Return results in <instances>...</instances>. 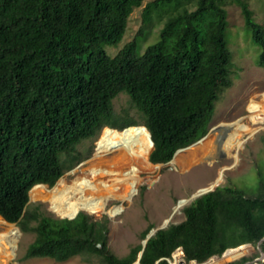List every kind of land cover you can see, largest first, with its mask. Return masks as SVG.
I'll use <instances>...</instances> for the list:
<instances>
[{
	"label": "trees",
	"instance_id": "1",
	"mask_svg": "<svg viewBox=\"0 0 264 264\" xmlns=\"http://www.w3.org/2000/svg\"><path fill=\"white\" fill-rule=\"evenodd\" d=\"M144 0H0V215L36 233L23 259L97 257L101 264H133L143 243L124 256L108 246V226L80 212L74 218L28 206L39 182L54 185L78 145L103 125L136 123L117 114L127 92L155 142L151 160L172 159L208 131L222 94L237 75L228 36L227 6L242 8L245 29L264 66V26L250 0H151L143 27L115 55L129 18ZM163 24L146 47L152 26ZM185 220L151 236L141 264H170L183 246L204 261L243 243L264 252V181L256 194L220 185L184 207ZM153 226L148 227L146 238ZM245 260V259H244ZM242 260L228 264H240Z\"/></svg>",
	"mask_w": 264,
	"mask_h": 264
},
{
	"label": "rangeland",
	"instance_id": "2",
	"mask_svg": "<svg viewBox=\"0 0 264 264\" xmlns=\"http://www.w3.org/2000/svg\"><path fill=\"white\" fill-rule=\"evenodd\" d=\"M149 1L151 0H144L142 6L133 11L123 41L117 47H110L109 53L115 55L126 43L139 34L143 27V8ZM227 8L228 36L232 42L234 70L237 71V75L233 79V85L224 91L221 100L218 101L215 114L209 122V128L224 125L229 126L228 132H231L234 128L239 127L238 123L241 122L251 126L253 131H245L241 147H236L230 154L224 150L227 153L225 157L205 159L206 156L216 153L209 154L210 150H207L185 166H180V164L161 165L162 167L152 172L141 173L143 180L138 185V190L129 199L122 201L111 198L106 210L102 213L80 210L93 220H106L108 246L118 256L127 255L132 247L143 243L145 240L143 233L148 227L157 228L164 224L180 223L185 220L184 207L193 201H191L193 194L198 193L199 190L220 182V185L242 189L246 194L252 195L258 193L261 182L264 181V121H252L250 117L252 112L249 110L252 100L263 103L264 66H259L256 63L258 47L254 45L251 34L245 29L242 8L236 3L229 4ZM250 8L254 11L255 20L264 26V0H250ZM162 25L161 23L152 26V31L147 40L143 42V47L156 39ZM114 108L117 114L121 115L127 112L128 116L143 124L142 113L131 102L128 93L122 92L114 99ZM106 127L102 126L93 137L78 145L77 158L67 163L64 173L52 187L62 178L71 184L78 177L85 176L89 172L87 168L96 154L97 143ZM216 132L218 131L216 130ZM215 133L209 135L216 137ZM226 167L228 169H225ZM220 177L221 179H219ZM179 200H186L185 206L179 207ZM29 203L30 207L39 205L41 211L47 215L62 217L52 209L47 198L33 199L31 197ZM120 204L123 205L122 210L117 215H111L110 209ZM1 218L3 217L0 216ZM167 220H169L168 223ZM11 224L19 229V235L14 256L9 264H101L97 257L87 260L79 255L66 261H57L49 257L21 260L25 257L30 244L35 240L36 233L21 230L17 223ZM245 248L246 246L238 247L239 251H243L240 256L246 252L248 259L255 258V256L264 259L260 243ZM225 259H228L227 255ZM229 259L233 260V258ZM218 260L222 261L220 257Z\"/></svg>",
	"mask_w": 264,
	"mask_h": 264
},
{
	"label": "bare ground",
	"instance_id": "3",
	"mask_svg": "<svg viewBox=\"0 0 264 264\" xmlns=\"http://www.w3.org/2000/svg\"><path fill=\"white\" fill-rule=\"evenodd\" d=\"M249 110L252 112L250 116L252 121H264V100L263 103L252 100ZM238 126L231 132H228V126L224 138L221 136L222 132L220 134L216 132V137L210 135L180 151L174 158L173 165L185 166L207 150H210L209 154L216 152L218 148L216 140L219 135L223 150L230 154L233 149L242 146L245 131H253V128L245 123L240 122ZM151 151L150 132L145 126H130L122 130L106 127L97 143L96 154L87 168L89 172L85 176L78 177L71 184L62 178L52 188L43 184L36 185L31 190V197L47 198L52 209L60 216L72 217L80 210L102 213L111 198L125 201L138 190V185L143 180L141 173H149L162 167L150 161ZM214 185L216 184L212 186ZM185 203L186 200H181L179 206ZM122 206L121 204L113 206L109 213L117 215ZM18 235L17 227L4 218L0 219V264H9L14 256ZM242 253L243 251L236 248L229 249L226 255L228 258H234Z\"/></svg>",
	"mask_w": 264,
	"mask_h": 264
},
{
	"label": "clouds",
	"instance_id": "4",
	"mask_svg": "<svg viewBox=\"0 0 264 264\" xmlns=\"http://www.w3.org/2000/svg\"><path fill=\"white\" fill-rule=\"evenodd\" d=\"M122 93V92H121ZM125 93H127V92H125ZM218 103V102H217ZM217 105V104H216ZM215 110H216V108H215ZM126 113V112H125ZM214 114H215V112H214ZM214 114H213V116H214ZM130 117V116H129ZM213 118V117H212ZM212 120V119H211ZM141 125H143V126H145L146 128H148L146 125H145V123L143 122V124H140L139 123V121L137 120L136 121V123H134V124H130V125H128V126H125V127H123V128H116V127H111V126H109V125H103V126H107V127H111V128H114V129H119V130H122V129H125V128H127V127H130V126H141ZM208 127H210L209 125H208ZM211 129L212 128H208V131L204 134V135H202L201 137H199L197 140H195V141H193L192 143H190L189 145H187V146H185V147H181V148H183L181 151H183V150H185V149H187V148H189L190 146H192V145H194V144H197V143H199L200 141H202V140H204V139H206L208 136H210L209 134H211V133H215L216 132V130H214V131H211ZM148 130H149V132H150V134H151V136H150V138H151V141L153 140V138H152V133H151V131H150V129L148 128ZM219 132V131H218ZM217 132V133H218ZM218 134H220V132L218 133ZM154 141V140H153ZM216 142L218 143V148H217V151H216V153H214V155L213 156H206L205 157V159L207 158V159H216V157H225L226 155H227V153L223 150V148H222V146H223V143H221V138H220V135H219V137L217 138V140H216ZM154 147H155V142H154ZM154 147H152V151L154 150ZM181 148H179V149H181ZM178 150V149H177ZM152 151H151V153H152ZM224 152L225 153V155L224 156H219V153H221V152ZM177 152V151H176ZM175 152V153H176ZM180 152V151H179ZM178 152V153H179ZM175 153H174V156L172 157V159L171 160H169V161H167V162H158V163H155V162H153L152 160H151V158H150V161L153 163V164H160V165H169V166H171V165H173V162H174V158L176 157V155L178 154H176L175 155ZM150 156H151V154H150ZM168 162H171V163H168ZM225 169H228V167H226ZM61 177V176H60ZM59 177V178H60ZM57 182V181H56ZM55 182V183H56ZM41 184H43V185H47L48 187H52L53 185H50V184H48V183H45V182H39V183H36V184H34L32 187H31V189H30V191H29V201H28V206L30 207V199H31V197H30V195H31V190L36 186V185H41ZM220 182L217 184V185H215V188L213 189V190H215L218 186H220ZM209 188V187H208ZM202 190V189H201ZM213 190H210V191H213ZM200 191V190H199ZM210 191H208V192H210ZM208 192H206V193H208ZM206 193H204V194H206ZM196 194V193H195ZM204 194H202V195H204ZM194 195V194H193ZM202 195H200V196H198V197H196V198H191V201L193 200H196L197 198H199V197H201ZM193 197V196H192ZM180 201V200H179ZM178 201V202H179ZM192 201V202H193ZM191 202V203H192ZM190 203V204H191ZM37 206H39V205H37ZM179 206V205H178ZM185 206V205H184ZM187 206V205H186ZM40 207V206H39ZM180 207V206H179ZM40 211H41V209H40ZM41 212H43V211H41ZM44 213V212H43ZM78 213H80V211L78 212ZM78 213L76 214V216L78 215ZM45 214V213H44ZM0 216H2V215H0ZM75 216V217H76ZM3 217V216H2ZM4 218V217H3ZM60 218H69V216H67V217H60ZM74 218V217H73ZM5 219V218H4ZM6 220V219H5ZM6 221H8V220H6ZM169 221V220H168ZM9 222V221H8ZM9 223H17V222H9ZM168 223V222H167ZM18 224V223H17ZM19 225V224H18ZM169 225V224H168ZM168 225H166L165 227H167ZM20 226V225H19ZM165 227H163V228H165ZM21 228V227H20ZM154 228V227H153ZM152 229V228H151ZM161 229V228H160ZM22 230V229H21ZM150 232V231H149ZM148 232V233H149ZM147 237V236H146ZM240 246H246V248L245 249H247L248 247H252V246H254V244L252 245V243H243V244H240V245H238V246H236V247H229V248H227L222 254H214V255H212V256H210L209 258H207L206 260H204V261H198L197 259H187V256H186V252H185V260L186 261H197V262H199V263H202V262H206V261H208V260H214L215 261V264H228V263H231V262H234V261H238V260H243V259H245V258H247V259H245V260H243L242 261V263H240V264H260V262H261V264H264V259L262 260V258H259V257H257V256H255V258L254 257H251L250 259H248V257H247V255L248 254H246V252L242 255V256H240V257H237V258H233V260L232 259H225V257H226V252L229 250V249H233V248H238V247H240ZM183 249L184 250V248H183V246H179V247H177L173 252H172V254H171V256L170 257H166V259L169 261V263L170 264H172V262H173V258H174V254H175V252L178 250V249ZM185 251V250H184ZM261 252L262 253H264L263 251H262V249H261ZM139 255V254H138ZM216 256H218V257H220L221 259H222V261L221 262H219V260H218V257H216ZM228 257V256H227ZM264 258V257H263ZM225 259V260H224ZM254 259H256V260H254ZM254 260V261H253ZM259 260H261V261H259ZM137 261V260H136ZM136 261L134 262V263H136ZM255 261H257L256 263H255ZM263 262V263H262ZM133 263V264H134ZM181 264H183V262H181Z\"/></svg>",
	"mask_w": 264,
	"mask_h": 264
},
{
	"label": "water",
	"instance_id": "5",
	"mask_svg": "<svg viewBox=\"0 0 264 264\" xmlns=\"http://www.w3.org/2000/svg\"><path fill=\"white\" fill-rule=\"evenodd\" d=\"M227 127H228V126L220 125L219 127H213V128L211 129V131L217 130V131H219V132H222L223 134H221V136L223 137L225 131L227 130ZM150 136H151V134H150ZM223 138H224V137H223ZM152 147H154V141H153V140H152ZM182 149H183V148L178 149L177 152L175 153V155H176L179 151H181ZM224 155H225V153H224L223 151H222L221 153H219V156H224ZM168 163H171V162H168ZM214 188H215V185L212 186L211 188H204V189L200 190L198 193L194 194L193 197H192V199H193V198H196V197H198V196H200V195H202V194H204V193H206V192H208V191H210V190H213ZM75 216H76V214H75L74 216H72V217H69V218H73V217H75ZM166 222H168V220H167ZM165 226H166V224H164V225L161 226V227L152 228V229L150 230V232L147 234V237H146L145 240L143 241V249L140 251V253H139V255H138V259H137V261H136V264H141L140 259H141V256H142V253H143V250H144V248H145V246H146V244H147L149 238H150L151 236H153V235H154V234H155L160 228H163V227H165Z\"/></svg>",
	"mask_w": 264,
	"mask_h": 264
},
{
	"label": "built area",
	"instance_id": "6",
	"mask_svg": "<svg viewBox=\"0 0 264 264\" xmlns=\"http://www.w3.org/2000/svg\"><path fill=\"white\" fill-rule=\"evenodd\" d=\"M173 262L172 264H181V262H183V264H215V261L212 259V260H208L206 262H202V263H199L197 261H186L185 260V251L183 249H178L175 254H174V258H173Z\"/></svg>",
	"mask_w": 264,
	"mask_h": 264
},
{
	"label": "crops",
	"instance_id": "7",
	"mask_svg": "<svg viewBox=\"0 0 264 264\" xmlns=\"http://www.w3.org/2000/svg\"><path fill=\"white\" fill-rule=\"evenodd\" d=\"M208 156H210V155H208Z\"/></svg>",
	"mask_w": 264,
	"mask_h": 264
}]
</instances>
